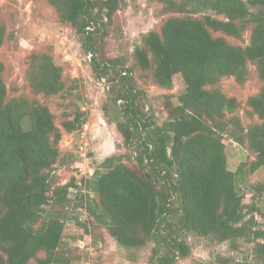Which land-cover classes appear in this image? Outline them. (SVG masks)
<instances>
[{"label":"trees","instance_id":"trees-1","mask_svg":"<svg viewBox=\"0 0 264 264\" xmlns=\"http://www.w3.org/2000/svg\"><path fill=\"white\" fill-rule=\"evenodd\" d=\"M45 1L79 37L95 75L112 84L109 98L128 153L110 154L62 182L59 142L63 131L81 130L85 111L62 113L57 125L45 99H66L77 82L49 50H34V95H11L0 61V264H85L62 243L70 190L128 260L151 244L146 264H179L192 255L189 238L198 235L235 254L215 252L197 264H264V181L251 184L249 198L240 185L245 173L264 169V0H155L166 16L141 35L127 65L97 57L99 32L122 0ZM7 37L0 22V46ZM136 70L164 89L172 88L174 75L182 77L184 89L176 104L167 95L160 123L144 102ZM252 71L261 85L246 99L243 123L240 101L221 82L232 76L242 84ZM224 137L252 158L231 170ZM242 246L248 253L239 257Z\"/></svg>","mask_w":264,"mask_h":264},{"label":"rangeland","instance_id":"rangeland-1","mask_svg":"<svg viewBox=\"0 0 264 264\" xmlns=\"http://www.w3.org/2000/svg\"><path fill=\"white\" fill-rule=\"evenodd\" d=\"M162 5L155 0H122L118 9L112 13L104 31L99 32V52L109 58H118L127 64L134 63L133 48L140 41L141 35L151 29L159 28L163 17ZM0 22L6 25L7 40L0 46V61L4 66L3 78L9 94H33L30 84V53L49 50L53 60L62 65L65 75L77 82V89L66 99L46 98V102L55 114L59 125L62 113L80 107L85 111L86 122L79 131H63L59 142L61 165L56 172L62 182L70 176L76 178L90 168L96 167L102 159L110 154L125 155L128 153L122 146V136L116 128L118 119L117 106L109 98L112 84L104 78H98L88 61L89 55L81 49L79 37L68 25L60 22L54 9L45 0H0ZM248 38V34H246ZM137 82L144 89V102L162 122L167 115L164 101L168 95L176 104L177 95L184 89L180 74L174 75L171 89H164L152 84L149 76L134 72ZM222 88L229 96L236 97L241 107L238 114L243 116V123L249 122L243 115L247 108L246 99L258 91L261 81L252 71L244 83L239 84L232 76L224 77ZM114 86V84H113ZM36 95H42L38 93ZM72 117V116H70ZM228 167L235 170L237 166L252 158V154L241 144L224 137ZM264 181V169L245 173L241 180L242 191L246 198L252 194V183ZM251 186V187H250ZM76 191L70 190V203L62 209L66 216L63 233V245L70 247L78 261L85 264H146L152 245L136 251L137 260L127 259V251L118 247L106 228L93 222L84 208L83 200L78 199ZM92 195V194H91ZM264 209V191L259 194ZM256 217L262 220L258 213ZM192 255L181 259L179 264H197L199 261H210L215 252L228 254L226 243H215L202 240L198 235L189 238ZM243 250V252H242ZM237 256L248 253V247L242 246Z\"/></svg>","mask_w":264,"mask_h":264}]
</instances>
